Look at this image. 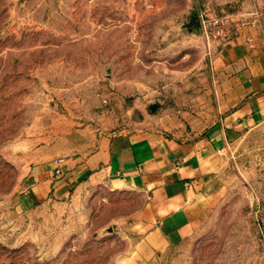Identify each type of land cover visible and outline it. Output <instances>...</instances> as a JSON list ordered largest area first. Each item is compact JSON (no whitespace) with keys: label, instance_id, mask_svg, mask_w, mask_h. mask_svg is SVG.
Segmentation results:
<instances>
[{"label":"rangeland","instance_id":"rangeland-1","mask_svg":"<svg viewBox=\"0 0 264 264\" xmlns=\"http://www.w3.org/2000/svg\"><path fill=\"white\" fill-rule=\"evenodd\" d=\"M263 23L264 0H0V264H264V187L249 168L264 126L251 152L231 149L244 173L226 172L230 193L202 232L218 237L158 255L122 181L86 179L40 201L25 183L31 167L87 154L101 134L157 123L158 87L188 86L196 60Z\"/></svg>","mask_w":264,"mask_h":264},{"label":"crops","instance_id":"crops-1","mask_svg":"<svg viewBox=\"0 0 264 264\" xmlns=\"http://www.w3.org/2000/svg\"><path fill=\"white\" fill-rule=\"evenodd\" d=\"M189 71L188 86L158 87L151 108L157 123L142 133H104L87 154L31 167L28 200L66 198L86 179L111 176L135 196V224L150 254L218 237L213 226L202 232L215 223V207L230 193L226 172L236 164L244 173L231 149L239 148L237 157L251 152V138L264 126V23L240 32L236 42L213 47ZM222 151L227 159L219 163ZM254 162L250 178L264 187L261 165Z\"/></svg>","mask_w":264,"mask_h":264},{"label":"built area","instance_id":"built-area-1","mask_svg":"<svg viewBox=\"0 0 264 264\" xmlns=\"http://www.w3.org/2000/svg\"><path fill=\"white\" fill-rule=\"evenodd\" d=\"M260 165H261L262 170L264 171V153L260 158Z\"/></svg>","mask_w":264,"mask_h":264}]
</instances>
